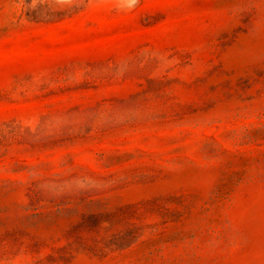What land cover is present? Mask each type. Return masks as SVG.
Wrapping results in <instances>:
<instances>
[{
  "label": "rangeland",
  "instance_id": "obj_1",
  "mask_svg": "<svg viewBox=\"0 0 264 264\" xmlns=\"http://www.w3.org/2000/svg\"><path fill=\"white\" fill-rule=\"evenodd\" d=\"M0 264H264V0H0Z\"/></svg>",
  "mask_w": 264,
  "mask_h": 264
}]
</instances>
